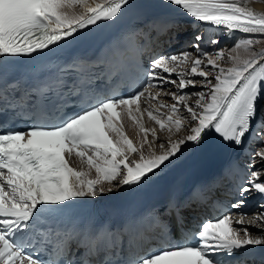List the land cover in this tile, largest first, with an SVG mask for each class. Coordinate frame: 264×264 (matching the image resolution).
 Returning <instances> with one entry per match:
<instances>
[{
    "label": "snow or ice",
    "instance_id": "1",
    "mask_svg": "<svg viewBox=\"0 0 264 264\" xmlns=\"http://www.w3.org/2000/svg\"><path fill=\"white\" fill-rule=\"evenodd\" d=\"M247 3L159 0L230 39L235 31L250 34L228 50L248 55H229L231 66L222 67L220 41L209 37L207 43L217 46L209 52L198 33L179 53L158 54L145 64L144 51L172 27L156 21L147 30L123 33L103 51L116 69L112 76L138 78L121 91L85 87L93 82L82 76L79 59L53 65L46 76L33 68L37 80L27 87L19 79L9 81L7 65L51 51L89 26L115 21L132 0H0V264H233L237 251L264 246V202L242 211L253 194L264 201V168L255 167L264 165V49L253 50L264 42V12ZM145 102L149 107L142 108ZM145 113L161 133L170 134L159 152L157 128L144 127ZM125 115L143 134L139 146L124 131ZM21 120L23 129L14 126ZM181 131L182 137L171 138ZM246 137L259 147L249 153L247 175L234 185L235 199L218 201L216 214L191 228L183 209L203 193L185 202L170 200L116 227L72 214L77 199L145 184L189 144L198 149L215 142L235 150ZM73 157L86 168L73 167ZM46 209L56 211L45 214Z\"/></svg>",
    "mask_w": 264,
    "mask_h": 264
},
{
    "label": "bare ground",
    "instance_id": "2",
    "mask_svg": "<svg viewBox=\"0 0 264 264\" xmlns=\"http://www.w3.org/2000/svg\"><path fill=\"white\" fill-rule=\"evenodd\" d=\"M88 2H89V3H92L93 0H88ZM96 2H99V0H96ZM242 2H243V0H242ZM246 6L249 7V8H251V9H253V10L256 11V12H264V2H262V0H248V3H247ZM73 10L76 11V12H80V11H82V9H80V8H75V9H73ZM235 32H236V31H235ZM240 33H241L242 35H246L245 33H242V32H240ZM248 35H250V34H248ZM256 44H257V45H256L255 47H253V50H254V51H260L261 49H264V42H260V43H256ZM228 50H229V49H228ZM230 53H231V54H229V55H237V54H239L241 57H245V56L248 55V53H245V52L243 51V49L238 50V52H230ZM225 62H226V64H225L224 62H222V61H221V62H218V64H220V66H222V67L224 66L225 68L231 66V64H230V62L228 61V59H227V61H225ZM223 63H224V64H223ZM152 91L155 92L156 90L153 89ZM192 91H198V90H195V89L190 88V91H189V92H192ZM166 98H167V100L169 101V103H173V102H174V101L171 100V97H166ZM161 99H162V97H161ZM164 101H165V100H164ZM193 102H194L193 100H189V103H190V104L193 103ZM141 107H142V108H144V107H149V105L145 102V103H142V104H141ZM162 111L166 113V110H162ZM142 123L144 124V127H146V128H153V127H156V128H157V136L159 137V140L156 142V150H157V152H159V143L165 141V139H166L170 134H169L167 131H164L163 133H161V132L158 130V125H155L154 122L150 121V120L148 119L146 113H145V114L143 115V117H142ZM123 126H124V131H125V133L128 135V137H129L130 139H132L133 142H134L137 146H139V143H140V141H141V139H142V137H143V134L141 133V134L138 135V128L136 127V125H135L131 120H129V119L127 118L126 115H125L124 118H123ZM184 134H185V133H184L183 131H181L178 135H172L171 138H172L173 140H175V139H177V138L182 137ZM148 139H149V141L152 140V137H151L150 134H149V136H148ZM190 146H191V144H189L188 146H186L183 150H185L186 148H188V147H190ZM207 147H208V146H207ZM208 149H210L209 151L212 152V147H211V148L208 147ZM144 152H145V155L147 156V155H148V152H147V146H145ZM181 154H182V153H180V154H179L176 158H174L172 161L177 160V159L181 156ZM73 161H74V163L78 166V168H79V167H85V168H86V165H81L80 162H79V160H77L75 157H73ZM172 161H171V162H172ZM259 166L262 167V168H264V165H262V164H260V163H259ZM160 172H161V171H160ZM158 173H159V172H158ZM93 175H94V173H93ZM115 192H116V191H113L112 193L105 194V195H99V196H97V197H104V198L111 197V196H113V195L115 194ZM85 199H92V198H85ZM251 231L256 232L257 229H256V228H252Z\"/></svg>",
    "mask_w": 264,
    "mask_h": 264
},
{
    "label": "rangeland",
    "instance_id": "3",
    "mask_svg": "<svg viewBox=\"0 0 264 264\" xmlns=\"http://www.w3.org/2000/svg\"><path fill=\"white\" fill-rule=\"evenodd\" d=\"M262 2H264V0H262ZM233 45L234 44H232V45H230V47L229 48H224V58L223 59H221V60H219L218 62H224L225 64H226V62L225 61H227V58H228V56H229V54H231L229 51H228V49H231L232 47H233ZM257 44H254V46L253 47H255ZM217 62V63H218ZM223 63V64H224ZM224 67V66H223Z\"/></svg>",
    "mask_w": 264,
    "mask_h": 264
}]
</instances>
